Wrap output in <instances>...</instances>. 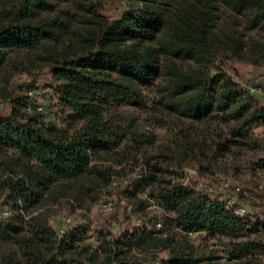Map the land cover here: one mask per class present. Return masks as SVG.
I'll list each match as a JSON object with an SVG mask.
<instances>
[{"label": "trees", "instance_id": "16d2710c", "mask_svg": "<svg viewBox=\"0 0 264 264\" xmlns=\"http://www.w3.org/2000/svg\"><path fill=\"white\" fill-rule=\"evenodd\" d=\"M106 1L0 0L1 79L46 72L59 101V124L28 91L8 94L0 115V264H154L162 250L159 264H264V217L173 180L137 122L176 131L210 165L252 153L249 170L264 175L252 131L264 108L219 65L264 64V0H120L129 9L114 19ZM129 159L140 176L123 194L141 225L117 235L78 224L59 236L56 208L87 207Z\"/></svg>", "mask_w": 264, "mask_h": 264}, {"label": "rangeland", "instance_id": "374dc122", "mask_svg": "<svg viewBox=\"0 0 264 264\" xmlns=\"http://www.w3.org/2000/svg\"><path fill=\"white\" fill-rule=\"evenodd\" d=\"M127 9L129 6L120 0H107L103 6L102 14L109 19H114ZM219 65L234 81L249 88L257 98L256 106L258 108H264V64L251 65L236 61H224L219 62ZM50 83V76L46 72L33 76L13 73L7 83L3 82L0 77V101H3L0 104V115L7 116L10 112L8 94L15 98L31 91V101L45 109L47 118L54 121V112L59 109V101L50 88ZM260 88L262 92H257ZM136 115V113L133 114V116ZM137 122L141 133H149L155 137L153 150L163 153L170 159L174 172L173 180L205 191L221 202L234 198L238 205L246 208L248 212L264 217V191H262L263 193L256 191L255 185H253V183L264 185V175L255 176L249 170L248 164L254 157L252 153L238 156L235 163L233 159L229 160L230 162H214L210 165L207 162L210 158L207 160L196 155L194 152L198 153L197 150L191 149L187 144L181 145L180 137L176 131L147 124L143 121L142 116ZM252 131L260 143L264 141V126L255 127ZM213 137L215 138V134ZM167 149H171L173 152L170 153ZM127 161L129 162L123 166H115L118 173L114 175L116 178H114L113 185L107 191L102 190L96 200L90 202L87 207L73 209L63 203L56 208L51 225L59 236L78 224L89 225L91 229L104 226L117 235L141 225L137 217L132 215L129 203L123 194L125 186L140 176V162L138 164L130 162L133 161L132 159ZM137 161H141L140 157ZM236 186L247 191L249 196L242 199L236 196L234 194ZM141 196L145 198L144 195ZM104 201L110 203V210H105L102 207ZM150 208L153 215L159 214L154 204L151 203ZM199 242V238L195 239V246ZM207 246L206 252L211 249L212 243H208ZM216 249V255L223 257L221 248ZM157 255L154 264L165 260L168 253L162 250Z\"/></svg>", "mask_w": 264, "mask_h": 264}, {"label": "built area", "instance_id": "2783aa9c", "mask_svg": "<svg viewBox=\"0 0 264 264\" xmlns=\"http://www.w3.org/2000/svg\"><path fill=\"white\" fill-rule=\"evenodd\" d=\"M258 90H259V89H258ZM257 92H259V91H257ZM27 96L30 97V98H32V92H31V91H28V92H27ZM28 110H30V108H28ZM35 110H36L37 112H40V113H43V112L45 111V109H43V108H42L41 106H39V105H36ZM54 122H55L56 124H59V118H55ZM261 188L264 190V185H262ZM235 202H236V201L234 200V198H232V199H228V200L224 201V205L227 206V207H229V206H233V205H235ZM110 206H111L110 203L107 202V201H104V203H103V205H102V207H103L105 210H110V209H111ZM236 212H237L239 215H242V216L247 214V210H246L244 207H242V206H239V207L236 209ZM158 226H159V225H158Z\"/></svg>", "mask_w": 264, "mask_h": 264}]
</instances>
